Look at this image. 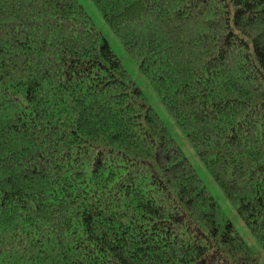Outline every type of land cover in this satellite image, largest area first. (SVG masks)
Wrapping results in <instances>:
<instances>
[{"label": "trees", "instance_id": "trees-1", "mask_svg": "<svg viewBox=\"0 0 264 264\" xmlns=\"http://www.w3.org/2000/svg\"><path fill=\"white\" fill-rule=\"evenodd\" d=\"M264 254V0H89ZM79 0H0V264H256Z\"/></svg>", "mask_w": 264, "mask_h": 264}, {"label": "rangeland", "instance_id": "rangeland-1", "mask_svg": "<svg viewBox=\"0 0 264 264\" xmlns=\"http://www.w3.org/2000/svg\"><path fill=\"white\" fill-rule=\"evenodd\" d=\"M79 1L84 6V8L87 10V12L91 15L93 22L98 27V29L101 31L102 35L109 43L111 49L115 52L117 57L121 60L122 64L125 66L126 70L128 71L130 77L140 87L146 99L148 100V103L153 106V108L155 109L157 114L160 116V118L163 120V122L170 127V125H172V121L167 116L165 111L163 110L162 106L160 105L158 101V98L150 91L149 87L146 84V81L140 75L134 63L126 55L121 45L117 41V39L109 31V29L103 22L98 11L93 7L92 3L89 0H79ZM170 135L172 138L176 140V142L182 149L184 155L188 158L190 163L196 169L200 178L203 180L207 189L211 192L215 200L218 202L226 218L230 220L234 229L239 233L244 243L247 245L248 249L250 250L252 257L255 259L256 264H264V254L261 251L259 245L254 240V238L251 236V234L249 233L245 225H243V223L240 221L235 211L231 208V206L225 200L220 190L217 188V186L213 183L211 178L208 176L206 170L204 169L200 161L196 158L194 152L188 146L182 134L179 131H177L176 128L173 127L170 129Z\"/></svg>", "mask_w": 264, "mask_h": 264}]
</instances>
